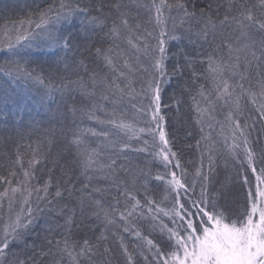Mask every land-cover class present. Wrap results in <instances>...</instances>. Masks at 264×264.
Instances as JSON below:
<instances>
[{"label":"snow or ice","instance_id":"6c2138e0","mask_svg":"<svg viewBox=\"0 0 264 264\" xmlns=\"http://www.w3.org/2000/svg\"><path fill=\"white\" fill-rule=\"evenodd\" d=\"M0 55V264H264V0H34Z\"/></svg>","mask_w":264,"mask_h":264},{"label":"trees","instance_id":"16d2710c","mask_svg":"<svg viewBox=\"0 0 264 264\" xmlns=\"http://www.w3.org/2000/svg\"><path fill=\"white\" fill-rule=\"evenodd\" d=\"M36 2H39V0H36ZM34 3V0H0V26H2L6 21L9 19H16L20 16H23L25 12L28 10V7L31 6ZM69 31H72L73 29H68ZM179 47L175 42H173L170 45L171 51H176V49ZM45 52H48V50H45ZM39 55V61H51L55 59L54 55L40 53ZM5 57L3 55H0V66H2L3 60ZM175 63V58L171 59L169 61V67L171 68L172 65ZM7 77L4 76L3 72H0V84H2ZM15 87V85H13ZM27 89H30V95L34 96L36 99H39V92L37 91L39 89V85H25L24 86ZM176 87V81L173 80L172 86L168 87L165 94L164 99L166 103H170L168 101L167 97L172 93L173 88ZM58 98V97H57ZM187 103V98H186ZM46 104L50 105V107L55 108V104L52 102H46ZM29 107L32 109L31 115L34 117L35 121H45L41 127H47V121L51 115V113L48 111V107L46 106H40V105H32L29 104ZM182 113L187 112L186 107L181 108ZM170 115L175 116V111L173 107V112L170 113ZM24 120H28V115H24ZM55 123V121H53ZM15 121L12 118H5L3 116H0V138L4 136H8L13 134V128H14ZM86 126H95L94 124L86 125ZM190 126V121L188 125H185L183 123V118H181L180 123H177L174 128H170L169 131H174L177 133L179 139L177 142V147L180 148L182 152V162H186L191 160L192 164L185 163V167L188 168L189 172L191 173L196 166H199V153L193 148L192 150H188L184 147L185 144H194V140L188 139L185 137V130L187 127ZM195 131V129H194ZM27 139V137L25 138ZM35 139V137H33ZM0 151H3L2 148H0ZM207 161L205 160V165ZM0 165H3V160H0ZM163 173L164 169L162 166L159 165H153V175L155 176L156 172ZM219 175L217 179L219 181H223L225 176L229 174V169H225L222 162L219 163V167L217 169ZM3 172V167H0V173ZM38 175L40 173L38 172ZM191 179V176L189 177ZM151 187L155 188L156 191L153 193L156 197V199H160L163 195V189L164 184L160 181H155ZM199 189L197 188V192ZM232 192H233V202L230 204V210L231 211H238L239 208L243 205V196L244 192L239 183L236 182L235 176H233V184H232ZM7 213V206L5 204V215Z\"/></svg>","mask_w":264,"mask_h":264}]
</instances>
